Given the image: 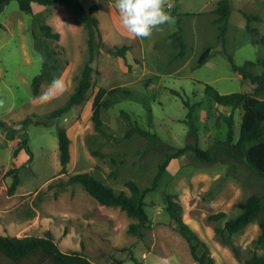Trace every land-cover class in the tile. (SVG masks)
<instances>
[{
    "label": "rangeland",
    "instance_id": "374dc122",
    "mask_svg": "<svg viewBox=\"0 0 264 264\" xmlns=\"http://www.w3.org/2000/svg\"><path fill=\"white\" fill-rule=\"evenodd\" d=\"M219 0H169L182 28L184 46L174 45L168 37L174 24L144 40L128 38L120 28L115 0H79L85 10L96 5L92 15L98 22L103 45L94 58L93 85L87 99L58 118L51 112L61 107L76 86L88 57V34L76 13L62 4H33L31 14L22 12L16 1L4 6L0 14V233L20 237L43 236L49 232L60 250H81L95 264H197L187 242L169 225L164 209L166 195L173 194L182 206L184 221L208 245L215 264H243L253 253H264V245L254 240L260 234L258 223L247 225L232 237L238 248L237 259L231 249L214 233L218 222L208 216L218 212L225 219L237 216L245 199L259 195L264 202V177L237 147L242 109L217 105L204 93L210 85L221 94L252 92L253 85L228 63L214 10ZM225 50L237 65L264 57V45L252 42L243 12L259 16L250 26L264 36V0H230ZM42 25H49L59 39L46 38ZM127 46L125 58L107 53L109 48ZM210 48L211 56L198 66L200 54ZM58 61L54 79L66 85L57 99L40 104L36 99L50 82L32 94L31 80L42 67V55ZM53 60V59H52ZM258 74L261 66L248 67ZM99 88H123L128 96H117L118 103L101 110L106 136L94 129L93 100ZM108 98L105 94L103 99ZM234 120V134L228 138V117ZM28 118L27 125L22 121ZM155 134V145L136 134L132 126ZM57 126L70 138V159L60 174ZM195 128L192 130L191 128ZM25 142L24 149L14 152ZM208 151L211 161L188 150L170 160L157 188L145 195V210L152 228L143 238L127 232L134 220L118 207L100 205L80 184L67 179L90 173L116 192L126 191L134 181L141 190L150 186L158 165L167 154L186 146ZM94 152L106 153L102 158ZM18 168L20 184L13 195L7 189ZM0 259H3L0 257Z\"/></svg>",
    "mask_w": 264,
    "mask_h": 264
},
{
    "label": "trees",
    "instance_id": "16d2710c",
    "mask_svg": "<svg viewBox=\"0 0 264 264\" xmlns=\"http://www.w3.org/2000/svg\"><path fill=\"white\" fill-rule=\"evenodd\" d=\"M12 0H0V14L5 5ZM17 2L19 9L22 12L31 14L33 12L32 5L37 4L41 6H51L55 4H62L71 8L81 22L85 25L88 34V57L81 69L80 75L77 79L76 86L69 95L65 103L53 110L49 115L50 118H58L64 113L68 112L73 106L82 104L88 96V92L93 85L92 62L100 52V46L103 45L101 33L98 28V22L93 17L92 13L96 9V5L90 6L87 10L84 9L79 0H14ZM217 17L214 23L218 29V40L223 47V53L231 65V67L238 71L243 78L248 79L253 85L252 92H232L228 94H221L210 85H206L204 93L206 96L214 101L217 105L230 108L234 111L237 108L242 109L241 123L239 135L237 140V147L245 149V158L248 164L255 169V171L264 177V57L257 60L262 70L258 74L250 72V66H254V61H245L242 65H237L232 57L225 50V37L227 32V22L231 14L230 0H219L216 9L214 10ZM246 19V30L252 37V42L264 45V36L259 34L257 28L250 26V21L253 19L260 20L259 16L242 13ZM172 16L175 17V28L173 33L168 37L171 42L179 47H183L182 28L179 25V18L172 11ZM41 32L46 38L58 40L59 33L53 32L49 25H42ZM127 46L121 48H109L107 53L110 55H118L125 58ZM42 67L40 72L31 80V89L33 95H38L41 84L50 82L54 79L58 72V61L50 56V54L42 55ZM211 56L210 48L207 47L199 56L197 65L201 66ZM53 59V60H52ZM108 94V98L103 99L104 95ZM128 96L129 92L123 88H115L107 91L104 88H99L93 100L92 121L94 129L100 134L106 136L103 129V122L101 120V110L107 109L111 105L118 103L117 96ZM29 119H24L22 126L29 123ZM0 127H7L5 122L0 119ZM195 130L194 126L191 128ZM136 134L145 139L149 145H155L158 140L155 134L150 133L137 126H132L128 130V135ZM56 134L58 139L59 163L61 166L60 174L65 173L66 165L70 159V138L66 129L63 126H57ZM228 138L232 139L234 134V120L233 116L228 117ZM19 149H24L31 158L32 154L28 145L23 142L19 148L14 152L16 156ZM192 151L199 158L211 161L208 151H202L194 146H186L179 149L176 153L167 154L163 162H161L151 180L150 186L145 190H141L138 185L130 180L125 185L128 189L126 191L116 192L113 188L106 185L99 178L90 173H78L70 176L67 179L68 184H80L85 192L95 199L100 205L118 207L124 211L130 219L134 220L128 225L127 232L138 238H143L144 230L151 229V221L145 210L146 203L144 197L147 193L154 191L171 159L178 157L185 151ZM102 158L108 155L102 152H94ZM13 174L12 182L7 189L8 195H13L17 186L20 184L18 168L8 171ZM169 225L187 242L190 254L197 264H215L214 259L210 255L208 245L199 237V235L184 221L182 216V206L177 201L173 194L166 195L165 207ZM224 212H218L208 216L209 221L218 222L214 228V233L219 239V242L228 246L233 252L234 256L239 259V250L233 244L232 237L238 232L242 231L247 225L251 223H258L260 227V234L254 240L257 245H264V202L257 194L249 195L242 207V211L235 217L225 219ZM0 264H95L83 252V244L81 250H73L70 252H63L58 247L51 233L47 232L43 236L25 235L22 237L8 236L0 234ZM135 264H140L135 257L132 258ZM243 264H264V253L261 255L253 253L249 258L245 259Z\"/></svg>",
    "mask_w": 264,
    "mask_h": 264
},
{
    "label": "clouds",
    "instance_id": "9594fccd",
    "mask_svg": "<svg viewBox=\"0 0 264 264\" xmlns=\"http://www.w3.org/2000/svg\"><path fill=\"white\" fill-rule=\"evenodd\" d=\"M114 7L120 28L133 40L148 39L154 31L162 30V25L175 23V17L171 15L173 4L169 0H115ZM66 90L62 80L54 79L36 99L40 104H48ZM4 103V100H0V108ZM161 264L169 262L164 259Z\"/></svg>",
    "mask_w": 264,
    "mask_h": 264
},
{
    "label": "crops",
    "instance_id": "0c3cea01",
    "mask_svg": "<svg viewBox=\"0 0 264 264\" xmlns=\"http://www.w3.org/2000/svg\"><path fill=\"white\" fill-rule=\"evenodd\" d=\"M3 232H4V233H0V234H2V235H6V233H5L6 231H5V229H3ZM20 236H21V234L17 235V237H20Z\"/></svg>",
    "mask_w": 264,
    "mask_h": 264
}]
</instances>
